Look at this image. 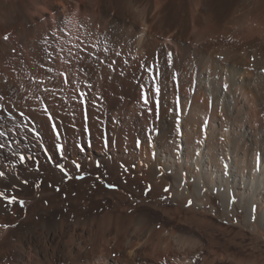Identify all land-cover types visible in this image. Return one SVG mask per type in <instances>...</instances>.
Here are the masks:
<instances>
[{
  "label": "bare ground",
  "instance_id": "6f19581e",
  "mask_svg": "<svg viewBox=\"0 0 264 264\" xmlns=\"http://www.w3.org/2000/svg\"><path fill=\"white\" fill-rule=\"evenodd\" d=\"M263 36L264 0H0V191L17 197L0 199V264L260 263L201 227L264 237ZM88 83L99 110L79 103Z\"/></svg>",
  "mask_w": 264,
  "mask_h": 264
},
{
  "label": "snow or ice",
  "instance_id": "6c2138e0",
  "mask_svg": "<svg viewBox=\"0 0 264 264\" xmlns=\"http://www.w3.org/2000/svg\"><path fill=\"white\" fill-rule=\"evenodd\" d=\"M8 37L6 36L5 39H7ZM88 45L87 44H83L82 46V42L78 40L77 43H75L74 45H72L68 50H67V56L68 57H71L75 60H80L81 59V52H84L86 50H88ZM95 47V46H93ZM76 49L75 52L72 51V49ZM103 53L106 55L108 52H109V49L108 48H104L103 50ZM88 55L89 56H92L94 55V53L92 51H88ZM114 55L116 57H121V52H114ZM96 57L97 59L99 60V62L101 64H105V66H107L110 70H114V61L109 63L107 62L105 59L101 58V56L99 55V53H96ZM130 62L129 61H123V64H129ZM168 63H170V65L173 63V60H172V54L169 53L168 54ZM141 67H144V65H141ZM144 71L146 73V76H145V80L146 81H151V84L146 87L145 84H141V91H142V95H141V100H142V104L143 106L147 107L150 103V92L154 91L155 93V96L158 98L161 94V87L160 86H154L155 85V82L159 79V71L157 69V72H156V75L153 76L152 75V68L151 67H146L144 68ZM124 73L121 72V75H123ZM86 88H87V91H81L79 93V103L81 104H91L94 106L95 109L99 110L100 107H101V104L97 103V101H102V97L100 96H96V95H93V92H92V89H93V86L91 85V83H88L86 85ZM178 100V103H179V98H177ZM156 104H157V108H159V100L157 99L156 100ZM147 110L149 111V113H151V108L148 107ZM99 118V117H98ZM87 131V129H86ZM151 131V129L149 130ZM3 133H0V136H2ZM106 145H107V141H105ZM139 141H138V145H139ZM5 147V144L4 143H0V149H3ZM57 149L61 151H63L62 149V146L60 145H57ZM83 147H81V151H83ZM52 157L49 156L48 157V160L51 161ZM34 160V157L32 155H19V163L21 165H24L26 164L27 161H33ZM99 166V164L97 165ZM56 167L59 169V171L61 173H63V176L66 180H72V179H78V180H83L86 178V175L84 172H81L80 169H81V165L79 163H75V168L76 170L79 172V175H76V176H73L66 168L63 164H60V163H57L56 164ZM32 170V169H30ZM36 171L39 170V167H38V162H37V166H36ZM125 171H127V169H125ZM5 176V172L4 171H0V178L4 177ZM97 179L99 180L100 177L97 176ZM23 183L27 184L28 183V180H24ZM108 187H114L113 185L109 184L107 185ZM13 187H15L13 185ZM35 187L36 188H39L40 187V182H37L35 184ZM0 199H3L4 201H6V203L8 205H12V204H15L17 203V197L15 195H12V196H6L5 193L3 191H0ZM19 203V206L21 208L24 207V204H25V201L23 199H20L18 201ZM2 227L4 228H7L9 227V225L7 224H4L2 225Z\"/></svg>",
  "mask_w": 264,
  "mask_h": 264
},
{
  "label": "rangeland",
  "instance_id": "374dc122",
  "mask_svg": "<svg viewBox=\"0 0 264 264\" xmlns=\"http://www.w3.org/2000/svg\"><path fill=\"white\" fill-rule=\"evenodd\" d=\"M41 20H42V18L41 19H39V22H41ZM8 37L7 39H5V37ZM264 37V36H263ZM1 40H4V41H8L9 40V35H5V36H3V37H1ZM262 44H263V42H262ZM264 46V45H263ZM168 48H171V49H173L174 50V47L171 45V44H168V46H167ZM166 48V47H165ZM263 49H264V47H263ZM252 56H250V58H249V61L251 62V64H253V62H255L256 61V56L254 55V54H251ZM252 57V58H251ZM215 58V57H214ZM156 59H158V61L156 60ZM156 59H154V63H159L160 62V58H156ZM216 59V58H215ZM221 61H220V63H222L223 62V58L222 57H220L219 58ZM251 59V60H250ZM253 59V60H252ZM262 59H263V61H262V65H260V67H259V72H260V77H261V79H262V81H264V52H263V54H262ZM153 63V64H154ZM152 64V63H151ZM150 64V65H151ZM263 66V67H262ZM254 67V64L253 65H251L250 67H249V69H247V71H249V73H250V71H254L255 70V68L257 67V65H255V67ZM3 130V129H2ZM10 142V141H9ZM10 145V146H9ZM8 145V147L9 148H11V143ZM131 187V186H130ZM127 194L129 195V194H131V195H133V196H135V197H137L140 193L138 192V189H136L135 187H131V188H127ZM130 192V193H129ZM125 197H130V196H124V198ZM151 201H152V199H150ZM104 201V202H103ZM103 201L102 200H98L97 202H96V204H95V208L96 209H104V203L106 202V203H109L108 202V199H107V197H105V198H103ZM136 201L135 200H132V203H135ZM216 204V207H218L219 208V203L217 202V203H215ZM218 204V205H217ZM134 205V204H133ZM152 214H153V216L154 217H157V219L158 220H160V222L161 223H163V224H167L168 226H166V227H169V226H174V227H176L177 229H179V228H185V227H181V225H179V224H177L175 221H169L170 219L169 218H166L165 216H162L159 212H157V211H154V210H149ZM240 215V217H241V214H239ZM209 217V216H208ZM196 219V218H195ZM166 220H167V222H166ZM164 221V222H163ZM172 223H174V224H172ZM179 226V227H178ZM223 226H224V224H223ZM212 227V228H211ZM201 230L202 231H207V233L208 234H212V233H214L213 234V236H215V237H217L218 239H217V241H216V243H218V244H216V246H215V249L216 250H218V251H220V252H223L222 250V248L223 247H227V249H229L230 251H233V250H240V251H245V254H248L249 253V251L248 250H250V251H252V252H256L257 254H260V258L259 259H261V261H260V263H253V264H261V262H262V264H264V237H262V236H256V234H255V232L253 233L252 232V235H251V233H249V232H247V231H245V230H243L244 232H243V234H246L245 235V239H242L240 236H237V237H235L234 238V240H232L233 238L232 237H234V235L233 234H229L227 231H222V230H218L217 228H216V226H205V228H203V227H201ZM192 231H193V229H192ZM194 231H196L195 229H194ZM202 231H201V234H199L200 232H195V234H198L197 236L199 237V239L201 240V242L202 243H204V247L205 248H207L208 246H207V244H208V242H207V238L205 239V237L203 236V234H202ZM202 235V236H201ZM233 235V236H232ZM202 238H204V240L202 239ZM231 238V239H230ZM242 241V242H241ZM245 241V242H244ZM258 249V250H257ZM209 250V249H208ZM254 250V251H253ZM206 251V252H205ZM205 251H204V254L205 255H209V253L208 254H206L207 253V250L205 249ZM246 251H248V252H246ZM258 251V252H257ZM242 253H244V252H242ZM210 256V255H209ZM156 264H160V262H157ZM194 264H201V261L200 260H196L195 262H194ZM215 264H233V263H231V260L229 259V258H227V259H225L224 261H220V259L219 258H217V260H216V262H215ZM246 264V263H245Z\"/></svg>",
  "mask_w": 264,
  "mask_h": 264
}]
</instances>
